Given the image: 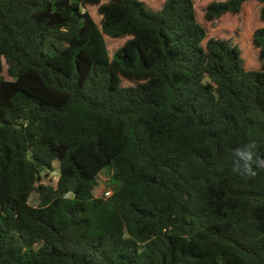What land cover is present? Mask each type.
Instances as JSON below:
<instances>
[{
  "label": "trees",
  "instance_id": "1",
  "mask_svg": "<svg viewBox=\"0 0 264 264\" xmlns=\"http://www.w3.org/2000/svg\"><path fill=\"white\" fill-rule=\"evenodd\" d=\"M250 140L264 0H0V264H264Z\"/></svg>",
  "mask_w": 264,
  "mask_h": 264
},
{
  "label": "clouds",
  "instance_id": "2",
  "mask_svg": "<svg viewBox=\"0 0 264 264\" xmlns=\"http://www.w3.org/2000/svg\"><path fill=\"white\" fill-rule=\"evenodd\" d=\"M230 153L231 171L241 178H252L257 169H264V157L258 155L255 140L230 149Z\"/></svg>",
  "mask_w": 264,
  "mask_h": 264
},
{
  "label": "rangeland",
  "instance_id": "3",
  "mask_svg": "<svg viewBox=\"0 0 264 264\" xmlns=\"http://www.w3.org/2000/svg\"><path fill=\"white\" fill-rule=\"evenodd\" d=\"M153 5H156L160 2V0H149ZM3 73L4 75H6V66L3 67ZM54 168H55V171L53 173H48V174H45L43 176V180L45 183H48V184H55L56 181H57V162L56 164H54ZM111 174H112V171L111 169H103L98 177H97V187H96V190H95V195L99 194V192L102 190V189H106V190H111L112 191V184L110 183L111 181ZM29 204L31 206H37L38 204V195L33 193L30 197V200H29Z\"/></svg>",
  "mask_w": 264,
  "mask_h": 264
},
{
  "label": "built area",
  "instance_id": "4",
  "mask_svg": "<svg viewBox=\"0 0 264 264\" xmlns=\"http://www.w3.org/2000/svg\"><path fill=\"white\" fill-rule=\"evenodd\" d=\"M111 194H112V191L107 190V191H105L103 198H108Z\"/></svg>",
  "mask_w": 264,
  "mask_h": 264
}]
</instances>
